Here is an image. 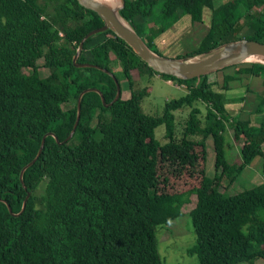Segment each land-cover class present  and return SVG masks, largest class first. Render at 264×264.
Returning a JSON list of instances; mask_svg holds the SVG:
<instances>
[{"label": "trees", "instance_id": "16d2710c", "mask_svg": "<svg viewBox=\"0 0 264 264\" xmlns=\"http://www.w3.org/2000/svg\"><path fill=\"white\" fill-rule=\"evenodd\" d=\"M120 16L159 55L156 38L184 16L204 28L197 42L190 39L184 58L241 38L264 43V0H221L218 6L214 0H125ZM102 25L77 0H0V199L15 214L29 193L19 216L0 201V264H163L158 229L180 218L191 196L196 197L189 212L194 244L186 253L198 264L264 260V182L234 195L220 190L264 157L261 63L244 62L184 81L154 72L110 30L91 36L77 63L110 72L119 65L122 80L113 74L121 92V82L126 83L129 97L105 108L99 94H84L71 139L59 144L47 136L21 184L20 171L36 156L42 137L53 133L62 142L70 134L82 91L97 89L106 104L115 97L108 74L77 68L72 61L82 38ZM98 36L103 40L89 47ZM40 59L48 70L44 78ZM155 75L185 86L186 93L152 116L141 109L147 89L138 84ZM253 78L260 89L248 87ZM236 81L255 93L251 112L262 115L256 125L229 115L225 92ZM197 103L204 106L202 119ZM183 109L189 112L177 138L174 113ZM161 125L164 144L154 137ZM227 125L231 141L242 143L239 164L226 152ZM208 139L212 177L206 173Z\"/></svg>", "mask_w": 264, "mask_h": 264}, {"label": "rangeland", "instance_id": "374dc122", "mask_svg": "<svg viewBox=\"0 0 264 264\" xmlns=\"http://www.w3.org/2000/svg\"><path fill=\"white\" fill-rule=\"evenodd\" d=\"M118 0H116V3ZM221 0H214V5L218 6ZM204 33V28L199 25H192L188 16H184L178 22H176L166 34L156 38L155 42L158 46V52L161 56L167 58H182L184 53L190 49L189 42H197ZM251 32H247L249 34ZM245 36V34H244ZM103 40V36L94 38L89 47H92L96 43ZM204 55L191 58L196 60L202 58ZM251 63V62H250ZM254 63V62H253ZM44 61L40 59L38 61L39 76L44 78L48 75V70L43 68ZM113 72L122 80V73L119 65L113 67ZM208 80L210 82L215 81V76L210 75ZM250 90L260 89L261 82L258 79L248 80ZM142 83V84H141ZM138 84L141 87H146L147 96H145L141 102V109L145 114L157 116L161 115L165 102L171 99H177L186 93L185 86H179L175 82L164 79L158 75H155L149 79L142 80ZM123 91L121 92V98L127 99L129 92L126 90V83L121 82ZM224 92V91H223ZM226 99H228L227 109L230 117L236 118L240 114L242 119L250 118L254 125L258 124L262 118L260 114H252L255 108L253 102L255 93L248 92L245 85H242L241 81L231 83V88L228 92H225ZM199 103L196 104L198 106ZM73 103L63 106L64 109L70 108ZM202 112L201 119L204 116V106L199 105ZM189 109H183L177 111L176 117V137L180 138L184 129L185 120L187 118ZM227 134L230 139L227 140L230 145V149H226L229 161L233 164H239V150L242 143H233V130L230 125H227ZM154 137L161 144L167 142L164 137V126L161 125L155 129ZM264 157H256L251 164L246 166L237 180L227 189H220L226 195H234L243 190L251 189L264 182ZM206 173L209 177L214 174V150L213 142L211 139L207 140V158H206ZM196 197L191 196L190 203L183 206V215L167 224L166 229L159 230L157 237L159 236V253L163 259V264H198L195 257H191L186 253V250L194 244V234L191 226V220L189 212L195 207ZM163 231V232H162ZM162 232V233H161ZM161 233V234H160ZM160 234V235H159ZM246 264V263H242ZM255 264H264V260H257Z\"/></svg>", "mask_w": 264, "mask_h": 264}, {"label": "water", "instance_id": "95a60500", "mask_svg": "<svg viewBox=\"0 0 264 264\" xmlns=\"http://www.w3.org/2000/svg\"><path fill=\"white\" fill-rule=\"evenodd\" d=\"M77 2L82 7L95 12L100 17L101 21L103 22V25L88 32L82 38L77 48L76 54L72 59L73 64L77 68L93 67L108 74L114 80L116 86V94L113 100L110 103L106 104L103 96L97 89L90 88L82 91L78 96L76 119L70 134L62 142H59L57 137L53 133H47L42 137L41 144L36 156L20 171L19 179L22 185V176L24 171L31 165H33V163L41 155L44 148L45 138L47 136H52L55 141L59 144H63L71 139L79 122L81 111V98L84 94L89 92H95L99 94L102 105L105 108L111 106L113 103H115L118 99L121 98L120 85L117 79L115 78L113 72H110L97 65L89 63H77V59L83 48V43L91 36L96 35L98 33H102L106 30H110L114 35H116V37L124 41L133 50V52L154 72L158 73L159 75L163 74L184 81L208 75L228 66L248 62V58L250 57L256 56L264 58V43L253 40H247L245 38L224 43L220 47L210 51L208 54L204 55L200 59L191 60L184 57L167 58L155 53L152 49H150L146 45L144 40L135 32V30L120 16V11L124 8L125 0H118V2L114 6L108 5L105 2H101L98 0H77ZM28 197L29 193H27L26 197L23 200L20 212L15 214L12 212L9 204L6 201L1 199L0 201L7 206L8 212L12 216H19L26 206Z\"/></svg>", "mask_w": 264, "mask_h": 264}, {"label": "bare ground", "instance_id": "6f19581e", "mask_svg": "<svg viewBox=\"0 0 264 264\" xmlns=\"http://www.w3.org/2000/svg\"><path fill=\"white\" fill-rule=\"evenodd\" d=\"M101 2H105L108 5L114 6L116 4V0H98ZM248 62H254V63H263L264 64V58L262 57H250L248 58Z\"/></svg>", "mask_w": 264, "mask_h": 264}, {"label": "built area", "instance_id": "2783aa9c", "mask_svg": "<svg viewBox=\"0 0 264 264\" xmlns=\"http://www.w3.org/2000/svg\"><path fill=\"white\" fill-rule=\"evenodd\" d=\"M59 35H60V36H62V34H61V33H59Z\"/></svg>", "mask_w": 264, "mask_h": 264}]
</instances>
